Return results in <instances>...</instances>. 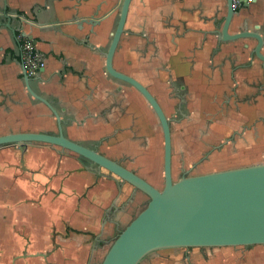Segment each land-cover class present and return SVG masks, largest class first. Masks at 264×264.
I'll use <instances>...</instances> for the list:
<instances>
[{
    "label": "crops",
    "instance_id": "0c3cea01",
    "mask_svg": "<svg viewBox=\"0 0 264 264\" xmlns=\"http://www.w3.org/2000/svg\"><path fill=\"white\" fill-rule=\"evenodd\" d=\"M121 4L122 0H0V136L58 133L55 117L30 87L57 109L70 140L96 148L161 190L160 121L136 88L106 70ZM226 6L225 0H132L113 60L118 72L150 91L170 120L173 165L175 159L189 160L197 166V175L264 163V63L253 55L256 40L219 39ZM94 12L98 25L80 21ZM244 26L264 38V0H248L230 33ZM28 36L46 67L27 83L18 47L19 39ZM222 103L225 115L208 125L205 114ZM256 120L258 136L251 128ZM0 163L10 176L17 174L28 185L38 186V211L63 209L61 224L51 217L50 221L67 228L48 234L45 239L50 242L61 244L64 237L73 236L88 241L92 234L100 236V242L115 240V233L146 207L148 197L142 192L105 170L91 171L89 162L58 147L5 146L0 148ZM48 194L56 197L49 199ZM63 197L68 202H62ZM107 213L113 230L103 228ZM50 221L39 224L38 231L52 225ZM61 246L42 255L39 264L87 263L84 253L87 259L89 245ZM108 250L98 246L96 259L103 254L104 259ZM175 252H161L147 264H174L169 257ZM181 252L176 264H208V249Z\"/></svg>",
    "mask_w": 264,
    "mask_h": 264
},
{
    "label": "water",
    "instance_id": "95a60500",
    "mask_svg": "<svg viewBox=\"0 0 264 264\" xmlns=\"http://www.w3.org/2000/svg\"><path fill=\"white\" fill-rule=\"evenodd\" d=\"M226 15L217 33L223 42L256 40L253 55L264 63V38L247 26L236 34L230 28L236 14L233 0H225ZM132 0H122L121 15L106 53L107 73L136 88L157 115L164 135V187L160 190L122 163L102 155L96 148L70 140L64 121L51 102L30 93L46 105L58 125V133H11L0 136V148L42 144L71 152L90 163L91 171H107L149 198L146 207L117 236L101 264H143L164 251L264 246V163L203 175L184 173L173 178V142L170 120L150 91L139 81L114 68L113 60L128 18ZM248 0L244 3L247 4ZM77 20V19H75ZM80 21L98 25L96 12ZM32 39L31 36H28ZM26 82L30 78L25 73ZM29 86V85H28Z\"/></svg>",
    "mask_w": 264,
    "mask_h": 264
},
{
    "label": "rangeland",
    "instance_id": "374dc122",
    "mask_svg": "<svg viewBox=\"0 0 264 264\" xmlns=\"http://www.w3.org/2000/svg\"><path fill=\"white\" fill-rule=\"evenodd\" d=\"M184 164L186 165V170L189 172L188 175L191 174L193 176L199 174V170L193 168L189 160L183 162L179 159H175L173 172L174 181L181 179L180 167ZM200 164L203 165L205 163L202 162ZM2 167L0 163V264H39L41 262V260L39 261L40 257L53 249L61 245V247L64 248L66 245L70 244L74 246L79 243V248H81L82 245L84 247L89 245L88 247H90V255L87 256V259L85 256L86 253H84V261L87 262L86 264L102 263L104 254L96 259V248L101 245L108 250L115 240L100 242V236L95 234H92L88 241L79 240L83 238H77L75 236L68 240H65L67 238L64 237V242L61 244L60 242H50L46 240L45 238L48 234H54L56 231L67 228V224L58 225V227H56L53 221H50L51 217L55 222L61 224L63 220L61 215L63 209L61 208L62 210H59L60 208L58 207L59 209L38 211V197L40 196L38 195V186L34 187L28 185L27 180L17 174L14 176L12 174V176H10L11 173L4 172ZM35 179L37 178H31V180ZM6 189H8V191L10 190L11 193L5 194L4 191H6ZM27 189L29 193L26 192ZM47 197L51 199L56 197V195L48 194ZM39 198L42 200V197ZM61 199L62 202H68L67 198L63 197ZM145 199V204L147 205L149 198ZM46 203H49V200H47L45 204ZM48 220L52 225L49 224L45 226L44 229L42 228L43 231H38L40 230L38 225ZM110 221L109 214L107 213V218L104 220L103 227L105 230H113L110 228V223H108ZM124 229V227H121L120 231H117L113 238H117ZM67 234H70L69 231ZM174 251L178 252L171 254L172 258H169L170 261L176 260L174 263L176 264L183 250ZM208 253L206 258L208 264H264V246L208 249ZM147 263L148 261H145L143 264Z\"/></svg>",
    "mask_w": 264,
    "mask_h": 264
},
{
    "label": "built area",
    "instance_id": "2783aa9c",
    "mask_svg": "<svg viewBox=\"0 0 264 264\" xmlns=\"http://www.w3.org/2000/svg\"><path fill=\"white\" fill-rule=\"evenodd\" d=\"M247 0H233L235 10H238ZM18 56L21 59L23 70L28 77H33L45 69L46 64L36 45L28 38H21Z\"/></svg>",
    "mask_w": 264,
    "mask_h": 264
},
{
    "label": "flooded vegetation",
    "instance_id": "af4514ba",
    "mask_svg": "<svg viewBox=\"0 0 264 264\" xmlns=\"http://www.w3.org/2000/svg\"><path fill=\"white\" fill-rule=\"evenodd\" d=\"M246 5L247 4H243L242 5V7L240 8V9H238V10H235L236 11V14H235V16H234V19H233V22H234V20H235V17L236 16H238V14H240L241 13V11L243 10V9H245L246 8ZM120 15H121V8H120ZM232 22V23H233ZM118 25V24H117ZM117 28V27H116ZM20 44H21V40L19 39V47H20ZM19 47H18V51H19ZM225 103V102H224ZM211 105H214V104H211L210 103V106ZM215 109H214V111L212 112V113H206L205 114V117L207 118L206 120V123L208 124V125H213V124H215V121L217 120V119H219L220 117H222V116H224L225 115V112L227 111V107L225 106V104H223L222 103V105H218V106H216V104H215ZM186 118V116H184V115H182V119H185ZM187 120H190L191 121V119L189 118V119H187ZM189 121V122H190ZM259 122V120H256V123H254L253 125H252V130H254V133H255V136H258L257 135V132H256V127H257V123ZM170 125H171V122H170ZM172 130V129H171ZM205 157H207L208 158V156H205ZM88 163V162H87ZM174 166V165H173ZM191 166L193 167V168H195L196 169V167H195V165H193V164H191ZM190 166V167H191ZM180 171H181V177L184 175V173L185 172H187V170H186V165L184 164V165H182V167H180ZM173 172H174V167H173ZM189 175H191V174H189ZM192 176V175H191ZM150 260V259H149Z\"/></svg>",
    "mask_w": 264,
    "mask_h": 264
}]
</instances>
